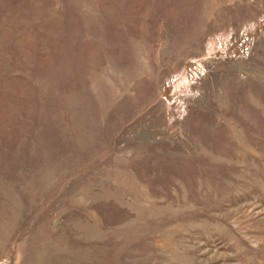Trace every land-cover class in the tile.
<instances>
[{
  "label": "rangeland",
  "instance_id": "374dc122",
  "mask_svg": "<svg viewBox=\"0 0 264 264\" xmlns=\"http://www.w3.org/2000/svg\"><path fill=\"white\" fill-rule=\"evenodd\" d=\"M0 264H264V0H0Z\"/></svg>",
  "mask_w": 264,
  "mask_h": 264
}]
</instances>
